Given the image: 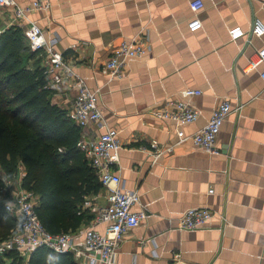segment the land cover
<instances>
[{"label": "crops", "instance_id": "1", "mask_svg": "<svg viewBox=\"0 0 264 264\" xmlns=\"http://www.w3.org/2000/svg\"><path fill=\"white\" fill-rule=\"evenodd\" d=\"M191 1L53 0L24 21L0 5V32L37 21L74 72L98 89L103 116L82 126V136L119 130L123 145L113 170L126 188L140 191L133 208L145 206L149 215L126 230L113 264H264V61L246 70L264 48V34L251 33L257 17L264 21V0H204L197 30L188 26ZM236 27L244 33L234 38ZM125 39L147 44V51L128 61L125 76L111 79L102 68ZM185 88L202 91L184 97L199 115L180 125L187 136L180 139L178 123L151 110L168 107ZM77 92L68 79L52 100L70 114ZM225 97L243 105L223 122L221 152H210L192 134ZM25 171L21 165L19 175ZM107 193L103 185L84 207L96 214ZM197 205L224 213L227 222L217 214L204 226L180 229L182 211Z\"/></svg>", "mask_w": 264, "mask_h": 264}, {"label": "built area", "instance_id": "2", "mask_svg": "<svg viewBox=\"0 0 264 264\" xmlns=\"http://www.w3.org/2000/svg\"><path fill=\"white\" fill-rule=\"evenodd\" d=\"M52 1L33 0L32 3L21 5L16 0H0V5L12 6L16 19L24 21L33 9L50 7ZM190 5L195 15L188 21V26L191 30H197L204 25L198 13L204 7L205 2L204 0H192ZM243 33L244 31L238 27L231 29L234 38ZM252 33L264 34V21L260 17L254 20ZM26 34L33 49L44 51L45 71L50 76L49 85L51 87L57 88L64 81L74 79L78 92L70 115L83 127L91 122H99L103 112L99 105L98 89L90 88L86 81L74 72L66 62L63 52L57 49L54 43L48 41L44 29L37 21H30ZM147 47V44L138 40H123L106 60L102 68L103 72L111 79L125 76L128 61L144 56ZM263 61L264 48L258 51L257 57L250 61L246 70L258 66ZM262 76L264 77V70ZM201 91L202 89L199 88H185L181 91V98L170 101L166 108L152 109L151 112L157 117L175 120L178 123L177 131L180 139H184L187 136L180 125L195 120L199 115V109L184 97ZM242 105V103H237L235 106L230 97L223 98L214 109L208 123L192 134L194 141L210 152H221L217 140L223 122L232 111L239 112ZM78 144L86 152L91 165L108 189L107 203L98 207L95 216L84 228L53 233L44 226L38 216L35 209V192L23 187L22 177L19 174L5 177V185L10 189L11 196L6 198L1 196L0 199L5 198L7 209L20 216L22 228L0 240V254L15 250L29 256L35 248L44 244L58 252H73L75 257L84 264H113L116 262L126 230L139 225L149 213L145 206L138 210L133 208L134 203L141 202L140 191L126 188L121 175L113 170V164L118 161L119 151L123 145L116 127H109L98 136H82ZM210 191L214 189L211 188ZM90 204V200L84 203V205ZM217 214L223 222H227L224 213H218L208 205L190 206L182 211L178 227L196 229L204 226ZM100 223H106L105 230L97 228Z\"/></svg>", "mask_w": 264, "mask_h": 264}, {"label": "trees", "instance_id": "3", "mask_svg": "<svg viewBox=\"0 0 264 264\" xmlns=\"http://www.w3.org/2000/svg\"><path fill=\"white\" fill-rule=\"evenodd\" d=\"M44 51L33 49L24 25L0 32V197H9L5 177L25 166L23 187L36 194L35 209L53 233L77 230L95 214L86 199L103 187L86 152L79 146L82 126L55 103ZM0 199V240L22 228V220ZM0 264H80L73 252L40 245L29 256L12 250Z\"/></svg>", "mask_w": 264, "mask_h": 264}, {"label": "water", "instance_id": "4", "mask_svg": "<svg viewBox=\"0 0 264 264\" xmlns=\"http://www.w3.org/2000/svg\"><path fill=\"white\" fill-rule=\"evenodd\" d=\"M251 33H252V31H251ZM253 34V33H252Z\"/></svg>", "mask_w": 264, "mask_h": 264}]
</instances>
